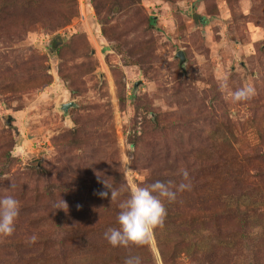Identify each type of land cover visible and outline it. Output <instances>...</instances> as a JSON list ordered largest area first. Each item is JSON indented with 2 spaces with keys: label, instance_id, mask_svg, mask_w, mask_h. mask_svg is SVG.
<instances>
[{
  "label": "rangeland",
  "instance_id": "1",
  "mask_svg": "<svg viewBox=\"0 0 264 264\" xmlns=\"http://www.w3.org/2000/svg\"><path fill=\"white\" fill-rule=\"evenodd\" d=\"M101 1L99 15L74 0L59 26L68 2L0 0V195L12 185L21 204L0 264H72L62 212L154 165L213 194L199 231L170 225L188 247L171 264H264V0ZM147 247L142 264H164L154 236Z\"/></svg>",
  "mask_w": 264,
  "mask_h": 264
},
{
  "label": "trees",
  "instance_id": "2",
  "mask_svg": "<svg viewBox=\"0 0 264 264\" xmlns=\"http://www.w3.org/2000/svg\"><path fill=\"white\" fill-rule=\"evenodd\" d=\"M61 3L62 8L65 5L72 6L74 0H58ZM96 12L101 15V12L105 7L101 0H93ZM69 13H61V19L59 21V26L63 23H66L70 20L71 16L74 13V5ZM151 24H153L154 19L151 17ZM56 41L53 39L48 46L53 54L57 53L58 47H55ZM137 146V145H136ZM138 151L137 147L135 149ZM179 169L174 168L173 172L170 174H164V172L154 165L150 172L146 175L145 180L139 185L144 186L150 184L156 180H164L166 177L170 180H175L177 183ZM122 175V174H121ZM123 177V175H122ZM120 179L111 178L105 184L111 186L115 189H120L121 187L129 188L126 181L123 180L121 184H117L116 180ZM94 188L97 187L100 183L93 181ZM102 184V183H101ZM104 184V183H103ZM197 185V184H196ZM194 185V186H196ZM81 187L84 188L85 185L81 184ZM70 189L69 187H67ZM108 191V189L106 188ZM94 196H99V193L92 192L90 195L80 196V199L86 201L87 198H90L88 207L83 205H76L72 207L68 212L63 211L60 216L61 219H64L65 213H68L71 216L70 228L68 229L71 233L73 245L68 248L71 256L72 264H109L113 261H118L124 263V260L129 255H138L142 260L148 258V247L144 246L143 250L139 254L136 252H128L127 248L124 247H112L105 239L104 232L110 227H118L117 215L120 211L117 202H113L109 197H104L101 199L102 206H99L95 209H91L93 206L90 205L91 201L94 199ZM211 196L213 194L211 193ZM210 196V197H211ZM82 197V198H81ZM205 196L201 190L190 189L184 191L177 195L175 202H165V207L167 209V216L164 222L163 227L157 228L154 232V238L157 243V247L164 264H171L175 258L182 252H187L188 247L186 245L178 244L177 242L180 239V234L185 232V226L192 225L193 228L191 231H199L198 224L196 222H203L205 215L210 211L212 205L211 198ZM220 201V200H219ZM216 206V205H214ZM60 215V214H59ZM88 219L85 216H89ZM202 216V219L199 220V217ZM204 217V218H203ZM179 235L175 228H171L170 225L185 224ZM194 224V225H193ZM188 231V230H186ZM183 237V236H182ZM174 258V259H173Z\"/></svg>",
  "mask_w": 264,
  "mask_h": 264
},
{
  "label": "clouds",
  "instance_id": "3",
  "mask_svg": "<svg viewBox=\"0 0 264 264\" xmlns=\"http://www.w3.org/2000/svg\"><path fill=\"white\" fill-rule=\"evenodd\" d=\"M221 87H227V77L222 80ZM255 95L251 85L239 88L232 92L231 99L240 102L250 99ZM180 182L174 180H156L144 186L133 185L130 188H112L106 185L108 191H102L99 196L109 197L110 200L120 199V211L117 215L118 227H110L104 232V239L112 247L127 248L130 245L146 246L150 243L157 228L163 227L167 209L165 202H175L177 195L191 189V180L186 168L178 170ZM12 185L6 189L7 194L0 195V237H9L15 231L16 220L20 214V201L11 194ZM64 207L67 205L61 200ZM59 208V207H58ZM61 209V208H60ZM37 237L32 235L30 243H35ZM124 264H142L138 255H129Z\"/></svg>",
  "mask_w": 264,
  "mask_h": 264
},
{
  "label": "water",
  "instance_id": "4",
  "mask_svg": "<svg viewBox=\"0 0 264 264\" xmlns=\"http://www.w3.org/2000/svg\"><path fill=\"white\" fill-rule=\"evenodd\" d=\"M177 57H179V59H180V65H181V67L183 68V63H184V61H185V57H184V52L182 51V50H179L178 52H177V55H176ZM137 85V84H136ZM72 105H74V103L72 102V101H70V102H67V103H62L61 105H60V108L63 110V111H67V109L70 107V106H72Z\"/></svg>",
  "mask_w": 264,
  "mask_h": 264
},
{
  "label": "built area",
  "instance_id": "5",
  "mask_svg": "<svg viewBox=\"0 0 264 264\" xmlns=\"http://www.w3.org/2000/svg\"><path fill=\"white\" fill-rule=\"evenodd\" d=\"M82 4H83L84 6H86L85 3H82ZM83 21H85V19H83Z\"/></svg>",
  "mask_w": 264,
  "mask_h": 264
}]
</instances>
